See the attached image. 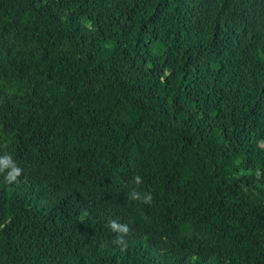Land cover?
Listing matches in <instances>:
<instances>
[{
	"label": "trees",
	"instance_id": "trees-1",
	"mask_svg": "<svg viewBox=\"0 0 264 264\" xmlns=\"http://www.w3.org/2000/svg\"><path fill=\"white\" fill-rule=\"evenodd\" d=\"M6 156L0 264H264V0H0Z\"/></svg>",
	"mask_w": 264,
	"mask_h": 264
},
{
	"label": "clouds",
	"instance_id": "clouds-1",
	"mask_svg": "<svg viewBox=\"0 0 264 264\" xmlns=\"http://www.w3.org/2000/svg\"><path fill=\"white\" fill-rule=\"evenodd\" d=\"M9 161H10V157H3L0 158V170H3V168L8 167L9 165ZM20 174V169L18 168H14L12 172H10L8 174V176L6 177L7 180L13 181L16 179V177ZM134 183L139 185L142 183V178L137 175L134 177ZM130 199L132 200H140V194L137 193L135 190L130 194ZM152 201V195L151 193H147L143 196V199L141 202L143 203H151ZM109 227L111 228V230L113 232L118 233L117 237H116V243L121 244V245H125L126 246V242L124 240V237L128 234L129 232V227L127 226V224H122L119 223L116 220H110L108 222Z\"/></svg>",
	"mask_w": 264,
	"mask_h": 264
},
{
	"label": "rangeland",
	"instance_id": "rangeland-1",
	"mask_svg": "<svg viewBox=\"0 0 264 264\" xmlns=\"http://www.w3.org/2000/svg\"><path fill=\"white\" fill-rule=\"evenodd\" d=\"M209 122H210L211 125H213V126H215V125L218 123V121H217L216 119H214V118L209 119Z\"/></svg>",
	"mask_w": 264,
	"mask_h": 264
}]
</instances>
